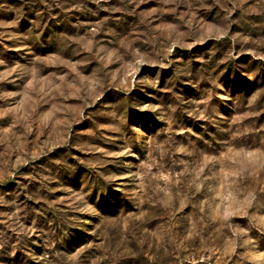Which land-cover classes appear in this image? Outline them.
Instances as JSON below:
<instances>
[{"label": "rangeland", "instance_id": "rangeland-1", "mask_svg": "<svg viewBox=\"0 0 264 264\" xmlns=\"http://www.w3.org/2000/svg\"><path fill=\"white\" fill-rule=\"evenodd\" d=\"M0 264H264V0H0Z\"/></svg>", "mask_w": 264, "mask_h": 264}]
</instances>
